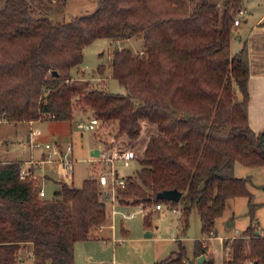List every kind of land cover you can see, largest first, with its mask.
I'll use <instances>...</instances> for the list:
<instances>
[{
    "label": "trees",
    "instance_id": "16d2710c",
    "mask_svg": "<svg viewBox=\"0 0 264 264\" xmlns=\"http://www.w3.org/2000/svg\"><path fill=\"white\" fill-rule=\"evenodd\" d=\"M242 5L243 0H99L92 12L54 21L35 16L32 0H0V112L11 122L72 121L78 98L94 113L87 118L115 124L117 138L134 141L143 121L151 123L157 132L137 156V175L118 187L120 201L147 210L146 226L154 205L182 202L186 224L196 208L202 233L212 235L230 198L252 199L251 176H238L237 163L264 165V130L257 133L249 122L248 46L231 49ZM134 36L143 38L142 50L117 47L110 62L111 77L127 93L73 77L85 46L102 37ZM22 168L21 160L0 162V264H18L28 245L34 264H75V243L107 220L108 196L96 177L81 186L62 182L54 196H40L33 172L22 177ZM171 188L182 191L180 201L157 197ZM255 229L250 224L225 241L228 264H264V235ZM207 248L196 239L195 256ZM190 263L180 242L155 264ZM202 264L214 261L208 256Z\"/></svg>",
    "mask_w": 264,
    "mask_h": 264
},
{
    "label": "rangeland",
    "instance_id": "374dc122",
    "mask_svg": "<svg viewBox=\"0 0 264 264\" xmlns=\"http://www.w3.org/2000/svg\"><path fill=\"white\" fill-rule=\"evenodd\" d=\"M98 1L32 0V12L35 16H48L54 21H67L74 16L94 11ZM242 27L244 26L242 25L240 29ZM238 44L234 37L233 52L239 51ZM117 47H128L138 53L143 48V38L134 36L120 41L105 37L96 39L85 46L84 61L79 68L72 69L73 77L88 79L97 87L127 93L126 87L110 76L112 53ZM99 64L104 65L103 71L100 70ZM74 104L77 116L72 121L46 119L32 123L29 121L18 124L0 123V162H6L4 159L30 157V149L22 145L23 140L28 137V130L41 131L35 139L42 145L48 142L60 143L65 147L70 143L73 144L75 158L73 174L59 160L47 161L41 167H37L36 172L40 179L34 177L38 181L41 180V186L47 192L46 197L55 195V191L61 187L60 182L81 186L85 178H98L101 173H108L111 176L113 167L118 168L119 173L126 177L136 176L141 167L137 157L131 160L130 166H125L120 159L112 161L104 157L92 156L90 147L99 143L103 150L108 152L110 151L108 146L114 144L119 152L123 150L139 152L136 144L151 129L153 126L151 123L143 121L144 130L140 138L133 142L126 137H115V124L100 123L95 130L78 127V122L86 120L87 116L94 113L92 110L81 107L78 104V98H75ZM39 152L38 147L34 155L37 156ZM236 174L251 176L249 187L253 193L252 199L250 201L246 196L230 198L224 214L216 219L212 237L202 233V221L196 208H193L187 225L181 214L182 202L176 206V209L171 204L163 202L162 209H153L151 225L146 226L144 216L147 210L141 205H124L120 201L118 188L116 192L114 191L116 198L113 200L108 196L110 193L113 194L112 186H101L108 196L110 216L99 236L91 235L89 239L76 243L75 264H155L177 250L180 242L187 248L190 264H195L197 263L194 251L195 241L205 236L204 242L208 245L205 254L211 256L214 264H226L225 260L231 257V249L226 248L224 244L226 240L239 236L250 224L256 227L255 230L264 233V165L247 167L237 163ZM251 202L256 204L254 215L251 211L253 208ZM128 214L131 215L128 216ZM147 231L152 232V235H146ZM32 249V246L28 245L21 252L22 259L18 264H34ZM226 262L228 264V260ZM241 264L255 263L247 261Z\"/></svg>",
    "mask_w": 264,
    "mask_h": 264
},
{
    "label": "crops",
    "instance_id": "0c3cea01",
    "mask_svg": "<svg viewBox=\"0 0 264 264\" xmlns=\"http://www.w3.org/2000/svg\"><path fill=\"white\" fill-rule=\"evenodd\" d=\"M243 7H245L247 9V12L242 17L241 23L237 26H234V35H233L232 40H231V49H232L234 37L239 42V44H238L239 50L242 48L243 44H245V43L248 46L249 62H250L249 122H250L251 127L257 133H260L264 130V0H243ZM245 15H246V17H245ZM243 22H245V23L243 24ZM242 25L244 27H242L240 29V27ZM76 116H77V113L75 112V117ZM24 121H27V120L17 121V122L0 121V123L18 124V123H21ZM35 121H39V120H31L29 122L32 123ZM37 131H38V133H35ZM156 132H157L156 127L154 125L151 126V129H149L148 132L145 133L144 137H142L143 139L141 141H139L138 144H136L140 153L136 152L135 150H130L133 153L134 157H137L143 153L144 148L146 146V143L149 139V136L153 133H156ZM40 133H41V131L39 129L34 130V131L28 130V137L23 140L22 145L25 147H28L30 149V157H16V158H11V159H4V161L21 160L24 163L23 168H27L30 172L32 171L34 176L37 177L38 179H40V176H39L38 172H36L37 167L39 168V167H41V165L43 163L50 161V160H45V150L42 146L32 145L30 142V140H33L34 142H36L35 138ZM135 142H136V140H135ZM100 145L101 144L96 143L90 147L91 155H92V151L95 148H99L100 153L103 151V148ZM38 147L40 148V152L37 156H35L34 152ZM73 172H72V174H73ZM38 183H39L40 188H44L43 186H41V180L38 181ZM61 183L62 182H60V184ZM46 195H47V192H46ZM126 204H131V203H126ZM126 204H124V205H126ZM173 207H176V206H173ZM152 208L158 209V208H156V205H154ZM112 213H113V211H112ZM108 216H110V212H108ZM107 219H108V217H107ZM106 221H105V223H106ZM105 223L101 227L94 229L95 231L91 235L99 236L101 233L100 231H101L102 227L105 225ZM150 235H152V232ZM208 237H212V235H208ZM205 238H206V236L202 237L201 240H202V243L204 245H207V243L204 242ZM78 242L79 241H77L76 243H78ZM76 243H75V254H76ZM198 257H197V259H198ZM230 258H227L225 260L226 264H227L226 261L229 260Z\"/></svg>",
    "mask_w": 264,
    "mask_h": 264
},
{
    "label": "built area",
    "instance_id": "2783aa9c",
    "mask_svg": "<svg viewBox=\"0 0 264 264\" xmlns=\"http://www.w3.org/2000/svg\"><path fill=\"white\" fill-rule=\"evenodd\" d=\"M247 12V9L243 7V5L238 9L235 20H234V26H237L241 23L242 17ZM0 121H7L5 113L0 112ZM100 120L97 117H91L87 118L86 120L80 121L77 123V126L80 128H83L85 130H95L100 125ZM35 133H38L35 132ZM32 145L36 146H42L45 150V160H59L61 163H63L69 171L73 172L74 170V146L72 143L68 144L66 147L60 143H45V145H42L41 143L34 142L33 140H30ZM108 153V155H107ZM97 158L104 157L107 160H118L123 162L125 166H130L131 159L134 157L133 153L130 150H123L121 152L117 151L116 149H111L110 151L103 150L100 154V156H96ZM30 171L27 168H22L21 170V176L25 177L27 174H29ZM111 176L108 173H101L98 177L99 183L101 186H109L111 185L113 188V194H109L108 196L113 198L115 197V192L118 187H124L126 185V176L121 175L119 173L118 168L113 167L111 172ZM115 191V192H114ZM108 194V193H107ZM39 195L40 196H46V191L44 188L39 189ZM163 207V203L156 204V208L161 209ZM176 209V207H173ZM115 209L113 210V212ZM131 214H128L130 216ZM264 235V233H262Z\"/></svg>",
    "mask_w": 264,
    "mask_h": 264
},
{
    "label": "water",
    "instance_id": "95a60500",
    "mask_svg": "<svg viewBox=\"0 0 264 264\" xmlns=\"http://www.w3.org/2000/svg\"><path fill=\"white\" fill-rule=\"evenodd\" d=\"M54 73H58L57 70H54ZM100 150L99 148H95L93 151H92V155L94 156H100ZM182 191H180L179 189L177 188H171V189H164L160 192L157 193V197L158 198H162V199H169V200H175V201H180L181 200V197H182ZM255 233L256 234H259L260 231L259 230H255ZM147 235H150L151 232H147L146 233ZM208 256L207 254H202L198 257L197 259V264H202L205 260H207Z\"/></svg>",
    "mask_w": 264,
    "mask_h": 264
}]
</instances>
